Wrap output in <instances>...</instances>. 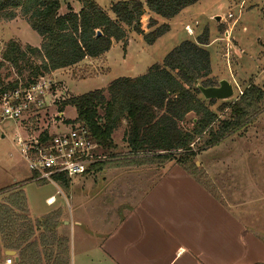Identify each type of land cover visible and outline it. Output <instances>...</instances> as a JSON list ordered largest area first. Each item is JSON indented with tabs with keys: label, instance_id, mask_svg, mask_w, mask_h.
<instances>
[{
	"label": "trees",
	"instance_id": "16d2710c",
	"mask_svg": "<svg viewBox=\"0 0 264 264\" xmlns=\"http://www.w3.org/2000/svg\"><path fill=\"white\" fill-rule=\"evenodd\" d=\"M78 1V12L69 9L59 14V0H0V21L21 17L41 39L38 47L13 39L6 42L0 54V95L55 70L98 58L114 42H121L125 50L130 32L152 45L169 31V24L150 17L145 32L141 26L144 14L169 20L200 0H118L109 11L94 0ZM261 14L264 21V0ZM208 43L205 28L195 40H181L143 74L119 76L105 87L65 98L59 112L65 105L73 106L75 118L65 122L85 126L102 153L111 157L117 150L112 134L124 121L122 141L129 163L163 166L175 162L217 199L210 177L195 165L196 155L251 123L264 109V87L249 84L234 100H220L216 109H211L218 100L204 99L197 87L218 83L211 76ZM7 64L20 75L25 71V81H4L1 70ZM224 111L227 116L220 119L218 113ZM186 122L191 123L190 128L184 127ZM47 136L46 131L41 133L42 138ZM52 179L61 187L68 183L63 174H54ZM51 215L32 220L22 185L0 189V258H12L3 250L17 249L18 264H42L38 254L41 237L33 236L35 229L56 226ZM67 242L60 238L58 246L64 247L43 264H68Z\"/></svg>",
	"mask_w": 264,
	"mask_h": 264
},
{
	"label": "crops",
	"instance_id": "0c3cea01",
	"mask_svg": "<svg viewBox=\"0 0 264 264\" xmlns=\"http://www.w3.org/2000/svg\"><path fill=\"white\" fill-rule=\"evenodd\" d=\"M59 1V14L69 9L78 12L81 8L78 0ZM94 1L109 11L110 5L118 0ZM196 4L169 20L147 12L142 16L146 18L144 31L148 30L150 17L168 23V34L176 31L187 17L189 20L194 16L197 21L202 11L193 8ZM225 5H230L229 0H225ZM212 13L218 16L217 11ZM19 20L16 17L8 24H17ZM21 22L24 30L26 22ZM20 35L17 39L22 45L39 46L40 38L37 43H31ZM210 58L215 76L211 55ZM59 114L62 116L63 112ZM22 124L24 121L20 127ZM250 124L235 133L241 136ZM232 136L196 155L198 158L221 146V155L213 162L205 159H197L198 165L195 162L210 177L217 199L175 162L161 167L154 164L155 172L149 174L153 164L129 163L126 148L122 155L96 162L85 173L68 178L66 187L53 179H38L33 172L28 180L15 179L17 186L28 181H45L53 186L52 193L45 197L43 209L33 211L28 206L33 221L53 214L50 220L56 224L53 229H35L33 238L41 237L40 262L43 264L56 256L64 247L58 246V240L67 238L68 264H264V236L245 224L244 210L236 200L243 197L238 193L240 187L226 186L235 181L240 172L238 166L244 163L238 155L231 157L241 146L230 141ZM10 250L14 253L6 255L3 250V254L12 257L11 264H18L19 251ZM0 264H6L5 258H0Z\"/></svg>",
	"mask_w": 264,
	"mask_h": 264
},
{
	"label": "rangeland",
	"instance_id": "374dc122",
	"mask_svg": "<svg viewBox=\"0 0 264 264\" xmlns=\"http://www.w3.org/2000/svg\"><path fill=\"white\" fill-rule=\"evenodd\" d=\"M221 4L223 7L220 9L219 5ZM229 4L226 6L225 0H201L193 6V8L196 7L197 12L202 11L200 17H197L198 20L200 19L197 20L198 22L195 20L196 18H193L194 16L189 20L187 17L186 20L178 24L176 31L163 35L152 45L146 44L141 35L130 32L125 50L121 42H114L107 54L95 59H85L75 66L60 69L45 76L54 83L52 88L58 90V96H62L64 99L69 96H77L105 87L111 80L119 76L143 74L150 65L160 63L163 56L178 44L181 38L187 37L190 40H195L207 28L209 43L206 47L212 57L216 74L215 76L211 74V76L217 80L220 77V79H226L232 83L234 93L228 100H234L249 84L264 87V21L261 14L263 0H229ZM217 8L219 10H216ZM213 11H217V19L212 15ZM229 12L234 15L232 18H227ZM19 18L23 20L21 17ZM21 20L17 24L0 21V54L8 40L18 41V34L31 43L39 41L40 37L27 23L25 29L22 30L24 25ZM145 21L146 18L142 17L143 30ZM1 72L6 82L18 80L20 83L25 81L27 76L25 71H22L20 75L8 64ZM62 98L41 111L37 115L38 120L32 119L29 123L28 121L24 122L21 127H24L26 132H32V130L43 129L53 123L59 125L62 122L64 123L61 124L62 128L68 129L70 125L65 124V120L75 118L76 113L73 106L65 105L63 115L60 117L56 115L62 106ZM220 103L221 101L218 100L211 106V109L215 110ZM227 113L228 111L219 112L218 116L221 119L226 117ZM256 116L247 130L241 133V136L232 133L233 138L230 141H237L241 146L234 151L231 157L238 155L243 158L244 163L238 166L240 172L235 177V181L226 184V186L240 187L238 193L243 197L236 200L239 202L238 207L244 210L245 224L264 236V109ZM191 117L189 115L188 120ZM21 127L19 121H0V189L14 184L15 179L19 182L32 177L27 162L17 150V138L24 135ZM184 127L190 128L191 123H184ZM125 128L126 124L123 121L112 134L113 141L117 144V150L114 151L116 155L124 153L125 144L122 137ZM221 152V146H218V148L196 157L195 162L198 161L197 159L213 162L214 158L221 155ZM198 164L199 162H197ZM155 169L153 164L148 173H154ZM220 177H218L219 180H221ZM22 186L28 206L33 211L43 209L45 197L53 191L52 184L45 181H28ZM231 199L233 198L228 197V200Z\"/></svg>",
	"mask_w": 264,
	"mask_h": 264
},
{
	"label": "built area",
	"instance_id": "2783aa9c",
	"mask_svg": "<svg viewBox=\"0 0 264 264\" xmlns=\"http://www.w3.org/2000/svg\"><path fill=\"white\" fill-rule=\"evenodd\" d=\"M233 16L231 12L227 14V18ZM53 85L54 83L44 75L27 86L19 85L2 93L0 121L29 123L31 119L38 120L37 115L41 111L62 98L58 96V90L52 88ZM56 115L61 116L59 113ZM61 124L64 123L61 122L59 125L53 123L32 132H26L24 128V135L17 138V150L38 179L50 181L54 174H63L71 178L85 173L94 163L109 159L90 138L85 126L74 123L68 124L70 125L68 129H63ZM52 127L54 130L50 132L49 129ZM43 131L47 132V138L41 137ZM11 261V258L5 259L6 264H11Z\"/></svg>",
	"mask_w": 264,
	"mask_h": 264
},
{
	"label": "water",
	"instance_id": "95a60500",
	"mask_svg": "<svg viewBox=\"0 0 264 264\" xmlns=\"http://www.w3.org/2000/svg\"><path fill=\"white\" fill-rule=\"evenodd\" d=\"M218 16L216 17V19ZM100 32H97L99 34ZM202 97L206 100L217 99V100H227L233 96L234 90L233 85L230 81L226 79H220L216 86L203 87L201 85L197 86ZM195 121V119H194ZM6 255L13 254L14 251L6 250Z\"/></svg>",
	"mask_w": 264,
	"mask_h": 264
}]
</instances>
